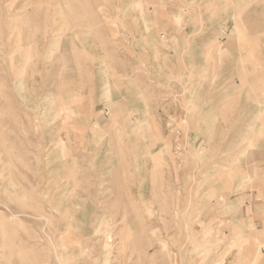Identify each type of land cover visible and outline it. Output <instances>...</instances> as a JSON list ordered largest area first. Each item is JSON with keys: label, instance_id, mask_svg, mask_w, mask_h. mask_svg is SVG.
<instances>
[{"label": "rangeland", "instance_id": "1", "mask_svg": "<svg viewBox=\"0 0 264 264\" xmlns=\"http://www.w3.org/2000/svg\"><path fill=\"white\" fill-rule=\"evenodd\" d=\"M78 2L83 7V0H0V264H264V110L255 116L260 122L255 134L241 145L233 146L231 129H221L219 168L209 175L199 169V174L206 175L203 183H196L195 173L180 177L174 172L171 191L165 193L163 172H152L155 193L149 203L127 191L128 179L122 184L115 178L122 201H97L99 207L88 209V213L94 211L95 219L79 224L76 214L81 210L87 213L82 209L84 191L90 190L91 182H97L104 193L106 180L96 173L91 157L86 162L73 159L69 166L65 145H61V158L66 169L53 171V163L57 164L52 161L53 139L63 143L64 136L76 130H69L68 123L76 122L87 127L92 124L90 132L98 139L92 144L108 136L145 140L143 128L148 122L127 130L135 114L127 112V105L121 113L117 111L119 102L112 91L117 86L127 91L136 86L139 99L147 105V90L154 84L132 80L129 73L120 82H107L100 106L85 93V82L75 90L61 79L49 80L42 94L46 82L40 81L41 76L64 78L73 73V63L79 73L84 72L81 57L69 58L63 53L68 52L74 31L70 25L73 18L67 17L64 9ZM260 3L264 5L257 0L253 6ZM136 6L142 8L140 3ZM165 6V1H157V8ZM117 7L115 1L91 0L92 15L85 18L93 48L102 41L108 46V61L113 62L109 77L110 72L116 75V61L134 55L133 50L124 52L115 46L122 19L105 16L104 10ZM185 8L171 7L177 11L175 21L179 25L180 11ZM235 26L236 40L250 39L240 31L242 16H236ZM159 37L155 57L162 59L168 39L166 28L160 29ZM244 50L255 51L240 49L241 56ZM166 51L177 53L176 49ZM253 67L256 70L252 73L259 72V65ZM123 68L127 73L125 65ZM242 71L240 82L231 81L227 88L224 82L219 88L224 119L245 87L257 94L264 89V81L245 80L247 74ZM252 73L248 74L253 77ZM163 87L162 80L155 82V89ZM175 94L177 98L178 91ZM261 94L264 97V90ZM128 98L130 95L124 96L125 104ZM57 122L65 128L53 130ZM186 132L177 122L166 141L176 170L195 164L184 154ZM76 136L83 137V133ZM122 157L126 172L129 162L125 148ZM162 164L157 159L154 168L158 171ZM213 177L219 181L216 191H211ZM207 245L211 251L204 253Z\"/></svg>", "mask_w": 264, "mask_h": 264}, {"label": "crops", "instance_id": "2", "mask_svg": "<svg viewBox=\"0 0 264 264\" xmlns=\"http://www.w3.org/2000/svg\"><path fill=\"white\" fill-rule=\"evenodd\" d=\"M111 1H115L118 7L104 10L105 16H117L122 19L119 21L120 35L115 46L124 52L127 49L134 51L133 56H124L125 59L115 62L116 75L113 77V73L110 72V77L108 76L109 65L113 62L108 61L107 44H103L101 40L102 43L100 42L97 48H93L92 36L88 32L89 27L85 19L92 15L91 0H83V7L78 2L73 8L70 5V8L64 9V14L73 18L69 22L72 23L70 25L74 31L71 35L73 42L68 48L66 47L68 52L64 50L63 53L69 58L81 57L80 62L84 72L79 73L75 68L76 64L73 63V73L70 72L64 78L58 75L51 78L43 75L40 78L42 83L46 82L42 89L43 95L47 91L49 80L52 82L62 80L73 86L75 90H78L80 82H85V93L94 97L97 106H100L107 82L109 84L114 81L120 82L129 73L132 80L150 81L152 86L154 84L147 90L149 97L147 105L139 99V91H137L139 88L136 86H132L130 91L125 90L123 86L121 89L117 86L118 88H113L112 91L115 101L119 102L116 110L121 113L127 105V112L131 111L135 114L131 118L130 125L126 127L127 130L140 128L141 122H148L144 124L145 127L143 126L146 130V133L144 130L145 140H141L139 136L131 138L122 136L120 140L108 136L103 138V141L92 144L93 139L98 140L96 137L93 138L94 134L90 132L92 124L87 127L76 122L68 123L69 130H76L70 132L69 137L64 136L63 143L59 138L57 143L56 139H53L52 161H57V164L53 163V171L63 172L66 169L65 159L61 158V145H65L69 166L73 159L86 162L91 157L96 173L99 172V176L106 180L104 182L107 186L106 192L103 193L97 187V182H91L90 190L84 191L82 209H86L87 213L81 210L76 214L79 224L91 223L95 219L94 211L88 213V209L99 207L98 202L113 204L122 201V195L117 196L119 190L115 186V178L123 182L122 184L128 179L125 182L129 188L127 191L137 200L149 203L154 199L155 193L152 172H163L165 193L171 191L174 172H179L180 177L195 173L196 183H203L206 175L199 174V169L209 175L215 174L219 168L221 129L226 127L231 129L234 136L233 146L241 145L255 134L259 122L256 120V114L264 110V97L261 94L264 89L257 94L251 88L245 87L240 96H237L233 111L228 113L227 119H224L225 111L221 109L219 91L224 82H227L226 88L231 81L240 82L243 69L247 74L243 79L264 81V5L262 3L253 6V2L257 0ZM157 1H165L167 6L157 8ZM260 1L264 2V0ZM138 3L142 5L141 9L136 6ZM241 3L243 6L239 8ZM180 6L186 8L180 11L182 20L179 25L175 21L177 11L171 10V7L177 9ZM237 6L240 14L237 13ZM39 12L40 9L36 14L38 15ZM236 16H242L243 28L240 31L249 37V40L235 39ZM257 16H260L259 20L254 19L256 20L254 21L252 18ZM81 17L82 21L77 19ZM162 27L166 28L168 39L163 45L164 56L159 59L155 57V49L160 45L159 31ZM168 49H176L177 53L171 51L168 53L166 51ZM240 49L255 51L252 54L251 51L244 50L241 56ZM76 63L78 64L77 60ZM123 65L127 73L124 72ZM256 65H259L257 69L259 72L252 73L256 70L253 67ZM157 67L159 72L156 73ZM248 73H252L253 77ZM161 80L164 82V87L161 90L155 89V82ZM176 91H178L177 98ZM236 91L237 89L233 92ZM129 95L130 98L125 104L123 98ZM257 96L260 97L259 100L256 99ZM177 122H181L187 129L184 154L195 162L187 169L176 170L167 149V138L172 136V126L176 127ZM60 128L65 126L60 122L53 123V130ZM86 128L87 131H78ZM121 128L124 129V126ZM78 133H83V137H77ZM180 134L182 136L181 132ZM124 148L129 162L126 172L122 157ZM78 149H82V152ZM157 159L163 163L158 171L154 168ZM80 167L83 168L82 165ZM214 178L211 182V191L219 189V181H215ZM84 182L88 184L86 180ZM101 184L100 181V186Z\"/></svg>", "mask_w": 264, "mask_h": 264}, {"label": "bare ground", "instance_id": "3", "mask_svg": "<svg viewBox=\"0 0 264 264\" xmlns=\"http://www.w3.org/2000/svg\"><path fill=\"white\" fill-rule=\"evenodd\" d=\"M251 144V143H250ZM201 205V204H200ZM211 251V247L209 246V245H207V246H205L204 248H203V252L204 253H208V252H210Z\"/></svg>", "mask_w": 264, "mask_h": 264}]
</instances>
